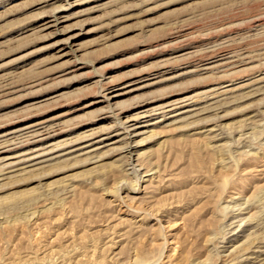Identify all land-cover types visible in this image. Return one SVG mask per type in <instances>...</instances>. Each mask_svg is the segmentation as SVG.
Wrapping results in <instances>:
<instances>
[{
	"label": "rangeland",
	"instance_id": "1",
	"mask_svg": "<svg viewBox=\"0 0 264 264\" xmlns=\"http://www.w3.org/2000/svg\"><path fill=\"white\" fill-rule=\"evenodd\" d=\"M228 51L254 58L200 68ZM263 65L264 0H0L2 156L95 122L107 79L124 85L112 100L123 115L184 96L198 106L138 135L128 170L110 145L26 172L0 163V264H264ZM55 115L66 122L45 138L12 133Z\"/></svg>",
	"mask_w": 264,
	"mask_h": 264
},
{
	"label": "bare ground",
	"instance_id": "2",
	"mask_svg": "<svg viewBox=\"0 0 264 264\" xmlns=\"http://www.w3.org/2000/svg\"><path fill=\"white\" fill-rule=\"evenodd\" d=\"M70 4H71V2H69V5ZM54 14H53V16H51L52 18H47V19L43 20L44 28L56 26L62 21L60 19V17H62V16L61 15L58 16L59 13L55 14V15ZM195 51H197V49H195ZM235 52L238 53L237 51H235ZM187 53H190V52H184V53L180 52L178 55H176V58H184L185 57L184 55H186ZM236 53L228 51L225 55H223V56L220 55V57L210 56L203 63H201L202 67H200V68L201 69H209L212 67L216 68V66H218V69L221 67L225 68L226 65H229V66L230 65L231 66L236 65V63L243 62L244 60H246V61L251 60L253 57L252 55L249 56V53H251V51L248 54L245 53L246 55L244 54L243 58H242L243 54L241 55V57H239L240 55H237ZM194 54H195V52H194ZM239 58H242V59L238 60ZM169 61L170 60H167V61H165V63H161L162 64L161 66L156 64L158 67L156 66L157 69L154 72L146 74V75H142L141 78H144V79L148 78L149 79L151 77V78H154V80H156V77H158L159 75H161V73L164 72V70H165L164 67ZM256 65H257V63H256ZM238 73H240V72H238ZM158 80H159V78H158ZM254 80H256L257 82H263L264 83V70L257 73V76ZM150 82L153 83L154 81L152 80ZM129 83H127V84H129ZM147 83H149V82H147ZM102 84H103L102 85L103 87L101 89V92L98 94L100 96V98L99 99L97 98L95 101H100L102 99L101 101L104 100L107 102V106H104L106 108H102V110L98 113V115L94 119L96 122V119L99 120V119H103V118H107V117L111 118L110 123L107 126L101 127V128L100 127L98 128L97 126L95 127L94 126L95 122L93 121L92 123H89L88 125H86L85 129L82 130L81 132H79L78 134H76L75 136L68 137V138L64 137L63 139L56 140V141H50L45 146H42V147L38 146L39 148H35L28 155L26 154L27 153L26 152V153H21V154L12 155V156H8V155L2 156L1 154L3 153L2 152L3 146L10 140L9 139L10 136H9V137L0 141V163L3 165V167L5 169H7L8 173H9V171H16V170L26 172V171L30 170L31 168L35 167V165H38L39 163L41 164L42 162L54 160V159L58 158V156H60L64 153H70V152L81 150V149H84L85 152H88V151L91 152V151L97 150L100 147H103L105 145H110L112 149H117L120 153H123V155H125V157H127L125 169L128 170L134 166V162L137 159V157L134 158L133 156L135 155L134 152H135V146L137 143V142L135 143V138L138 135H140L142 133H146L148 131L147 130L148 126L153 125L155 123H158L160 121H163L165 117H174V118L180 119L182 114H184L185 112H188V111H193L194 109H197V107H198V106L194 107L190 104V102H192V99H191L192 96L190 98H187L189 100L184 99V98H186L184 96L182 98L172 99V100L167 101L166 103H163V104L141 106L137 110H135L134 112H131L128 114L126 113L125 115H123V112L118 110L116 107L118 102L117 101L114 102L112 100L115 97H117V95H119L123 92H126V91H119V89H121V87H124V85L119 86L118 85L119 83L118 84H116L115 82L111 83V81L109 79H107V81H105ZM127 84H125V85H127ZM227 85L228 84L220 86L221 89L211 88L206 93V95L209 96V99H211L210 104L214 103L213 105H215V102L218 103V100H220L221 98L228 95V93H230L231 89L229 87H227ZM261 85H263V84H261ZM0 87H2V86H0ZM1 93H2V91H1ZM49 99H50V97H49ZM49 99L43 98V99H40L38 101L30 102V103H28V107L26 106L27 107L26 109L28 111L32 110V109H36V108L40 107L41 105L46 104L49 101ZM217 103H216V105H217ZM220 103H222V102H220ZM213 105H209V106L212 107ZM202 107H203V109L205 108L204 105ZM207 108H205V109H207ZM206 111H208V110H206ZM152 115H157V116L152 118L151 117ZM59 118H60L59 115H55V116L46 118L44 120L42 119L41 121H37L35 123L33 122L29 125L22 126L21 128L14 130L12 133L14 134V132L16 133V131H19V132L21 131L20 134L21 133H29L32 135L37 134L38 136L40 135L41 138H45L48 135L49 131H51V130L53 131L56 129V126L60 127V126L64 125V123L66 121H62ZM80 128H83V127H80ZM13 134H11V137ZM78 141H83V142L78 143ZM73 143H77V144L72 146L69 149H66L65 151L63 150V151L57 152L55 154H52V153H54V151H57L58 149L60 150L62 147L64 148V147H66L70 144H73ZM230 211H232V210H230ZM236 250H237V248H236Z\"/></svg>",
	"mask_w": 264,
	"mask_h": 264
}]
</instances>
